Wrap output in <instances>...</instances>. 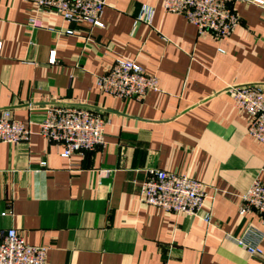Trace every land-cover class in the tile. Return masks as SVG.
Returning a JSON list of instances; mask_svg holds the SVG:
<instances>
[{"label":"crops","instance_id":"0c3cea01","mask_svg":"<svg viewBox=\"0 0 264 264\" xmlns=\"http://www.w3.org/2000/svg\"><path fill=\"white\" fill-rule=\"evenodd\" d=\"M233 8L240 23L217 40L165 12L162 0H105L103 27L0 0V114L9 110L31 132L0 143V239L15 228L47 247L45 264H264V224L255 211L238 212L253 180L264 183V144L228 91L264 86V11L247 1ZM116 58L156 75L159 89L141 100L103 93L96 77ZM52 104L100 113L105 143L61 156L39 133ZM152 168L201 181L200 216L141 201ZM248 227L263 233L260 254L236 242Z\"/></svg>","mask_w":264,"mask_h":264},{"label":"built area","instance_id":"2783aa9c","mask_svg":"<svg viewBox=\"0 0 264 264\" xmlns=\"http://www.w3.org/2000/svg\"><path fill=\"white\" fill-rule=\"evenodd\" d=\"M32 2L36 9L54 10L66 22H87L103 27L102 15L105 0H23ZM165 12L183 15L197 27L199 34H208L217 40H227L240 23V17L233 8L234 2L247 1L264 11V0H162ZM146 19L152 16L150 7L143 8ZM34 26H39L33 21ZM71 34L72 30H65ZM1 46V45H0ZM49 61H54V50ZM96 83L105 94L117 98L141 100L149 91L159 89L158 78L149 74L134 60L116 58ZM228 91L235 106L244 109L249 117L247 131L257 141L264 144V86L258 83L231 85ZM105 118L88 107L71 104H52L47 107L45 118L39 124V133L48 141L58 144L61 156L84 153L105 143ZM30 130L21 120L12 117L9 110L0 114V143L16 144L27 141ZM139 198L146 204L164 211L200 216L207 194L205 185L186 175L164 169H148L143 179ZM249 211L258 213L264 224V183L253 180L242 194L239 214ZM211 223V213L200 217ZM263 233L248 227L236 238L239 246L250 254L261 253L260 242ZM47 247L30 245L13 227L6 230L0 239V264H45Z\"/></svg>","mask_w":264,"mask_h":264}]
</instances>
